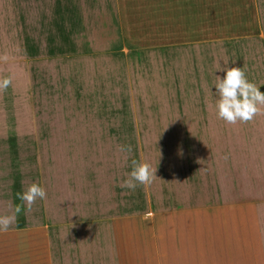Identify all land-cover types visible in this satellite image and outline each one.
Instances as JSON below:
<instances>
[{
	"label": "crops",
	"instance_id": "crops-1",
	"mask_svg": "<svg viewBox=\"0 0 264 264\" xmlns=\"http://www.w3.org/2000/svg\"><path fill=\"white\" fill-rule=\"evenodd\" d=\"M226 67L264 88V0H0V216L21 205L0 264H144L122 233L174 200L200 210L203 253L176 262L264 264V109L216 118ZM35 136L67 222L33 224L17 199ZM132 160L150 184L124 185Z\"/></svg>",
	"mask_w": 264,
	"mask_h": 264
},
{
	"label": "rangeland",
	"instance_id": "rangeland-1",
	"mask_svg": "<svg viewBox=\"0 0 264 264\" xmlns=\"http://www.w3.org/2000/svg\"><path fill=\"white\" fill-rule=\"evenodd\" d=\"M132 143L135 145V137H133ZM132 150L129 154V159H135L136 151L135 149ZM45 154L41 153L39 137L35 136L32 160L33 183L38 184L45 190L46 197L44 200L37 199L33 203V224L67 222L63 216H57L56 176L47 169V166H45L44 173L42 155H44L45 159ZM45 162H48L47 158ZM93 173L96 174L97 169L93 168ZM100 173L104 174V171ZM45 181L46 183H44ZM47 187L48 189L46 190ZM47 193H49V196H47ZM148 204L149 201H146L145 208L148 207ZM195 204V201H193L192 206L195 207ZM155 205L157 211L170 209L173 211V214L158 217L156 222H152V218L147 217L144 222L141 220H130L129 230L122 233V239L135 241L142 247L144 246V264H199L179 263L175 259L180 256L195 258L203 254L201 247L200 210L186 212V201L184 200L155 201ZM79 220L80 217H78L77 221ZM154 226L158 229L156 234H154ZM98 234L104 239L106 233ZM163 257H169L171 259L167 260L173 262H158Z\"/></svg>",
	"mask_w": 264,
	"mask_h": 264
},
{
	"label": "clouds",
	"instance_id": "clouds-1",
	"mask_svg": "<svg viewBox=\"0 0 264 264\" xmlns=\"http://www.w3.org/2000/svg\"><path fill=\"white\" fill-rule=\"evenodd\" d=\"M223 77L215 76V83L211 88L215 92L210 94L215 97L214 108L218 120L227 124L237 122L244 123L251 121L262 109H264V93H262L254 83L250 82L241 68H223ZM218 72V71H217ZM10 83L8 78L0 80V90L7 88ZM121 152L131 153L130 145H122ZM179 154V153H178ZM131 171L124 185L134 189L137 185L150 184L155 176L151 167L145 163H138L132 160ZM156 177V176H155ZM45 190L36 183L29 185L25 190L17 193V199L22 202L25 211H31L32 204L37 200H44ZM21 211V205L17 204L13 208V214L0 216V232L7 231L15 220V214Z\"/></svg>",
	"mask_w": 264,
	"mask_h": 264
},
{
	"label": "trees",
	"instance_id": "trees-1",
	"mask_svg": "<svg viewBox=\"0 0 264 264\" xmlns=\"http://www.w3.org/2000/svg\"><path fill=\"white\" fill-rule=\"evenodd\" d=\"M261 92H264V88L259 89Z\"/></svg>",
	"mask_w": 264,
	"mask_h": 264
}]
</instances>
